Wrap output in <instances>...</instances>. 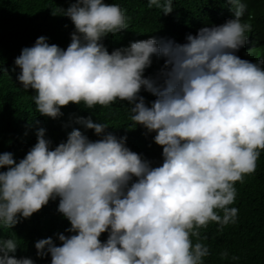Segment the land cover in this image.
Listing matches in <instances>:
<instances>
[{
	"label": "clouds",
	"instance_id": "1",
	"mask_svg": "<svg viewBox=\"0 0 264 264\" xmlns=\"http://www.w3.org/2000/svg\"><path fill=\"white\" fill-rule=\"evenodd\" d=\"M224 5L233 18L188 34L185 43L150 37L111 53L103 39L128 27L118 4L75 0L60 8L75 26L67 48L40 36L14 60L37 111L56 119L70 102L90 109L127 101L132 129L156 133L163 161L152 166L126 137L90 117L75 123L94 130L95 141L73 128L52 148L40 128L18 162L0 154V225L12 228L59 198L72 234H58L59 245L52 237L35 243L51 264H204L210 251L199 230L236 222L235 184L256 170L264 151V61L246 37L254 19L245 0ZM153 6L165 15L174 7L173 0H148ZM153 57L164 65L145 76ZM142 89L156 97L150 105ZM18 248L15 238L0 240V264H35L17 258Z\"/></svg>",
	"mask_w": 264,
	"mask_h": 264
},
{
	"label": "trees",
	"instance_id": "2",
	"mask_svg": "<svg viewBox=\"0 0 264 264\" xmlns=\"http://www.w3.org/2000/svg\"><path fill=\"white\" fill-rule=\"evenodd\" d=\"M105 2L118 4L124 10L128 25L127 29L103 39L109 53L128 46L130 42L150 37H155L158 42L185 43L188 34L195 35L202 27L220 25L234 17L231 9L224 11V0H173V11L167 15L155 6L149 8L148 0ZM245 2L254 19L252 31L246 34L247 42L264 61V0ZM72 3L75 0H0V154L10 152L18 162L37 143L40 128L46 129V138L52 141V148L65 142L73 128L80 129L95 141L100 137L94 130L75 123L78 117H90L94 122L107 124L109 127L105 132L126 137L128 148L141 154L152 166H159L163 157L162 146L153 139L156 133H148L142 125L132 129L131 106L127 101L117 99L107 107L96 105L90 109L83 103L70 102L61 108V117L52 119L40 115L33 99L34 90H25L17 80L20 70L14 60L24 47L34 45L38 37L45 36L49 44L62 49L70 44L75 26L70 18L61 15L60 8L67 9ZM163 65L164 58L153 57L145 76H155ZM140 95L149 105L156 99L143 89ZM0 171H6V168H0ZM235 188V202L230 207L238 208L236 222L222 229L216 222H210L199 230L201 237H206L203 243L210 251L204 264H264V151L257 160L256 170L245 175ZM58 204L59 198L50 200L41 210L30 218H22L12 228L0 225V240L17 239V258H31L35 264H51L50 254L37 255L35 243L52 237L59 245L58 234H72L65 231L70 222L58 212ZM107 236V232L102 233L100 240L105 241ZM223 252L228 253L226 258H222ZM234 256L238 259H232Z\"/></svg>",
	"mask_w": 264,
	"mask_h": 264
},
{
	"label": "bare ground",
	"instance_id": "3",
	"mask_svg": "<svg viewBox=\"0 0 264 264\" xmlns=\"http://www.w3.org/2000/svg\"><path fill=\"white\" fill-rule=\"evenodd\" d=\"M254 24V23H253ZM260 44V43H259Z\"/></svg>",
	"mask_w": 264,
	"mask_h": 264
},
{
	"label": "rangeland",
	"instance_id": "4",
	"mask_svg": "<svg viewBox=\"0 0 264 264\" xmlns=\"http://www.w3.org/2000/svg\"><path fill=\"white\" fill-rule=\"evenodd\" d=\"M252 52V51H251Z\"/></svg>",
	"mask_w": 264,
	"mask_h": 264
}]
</instances>
